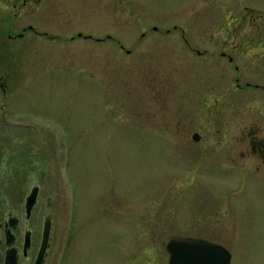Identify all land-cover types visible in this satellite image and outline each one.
<instances>
[{"label": "rangeland", "instance_id": "1", "mask_svg": "<svg viewBox=\"0 0 264 264\" xmlns=\"http://www.w3.org/2000/svg\"><path fill=\"white\" fill-rule=\"evenodd\" d=\"M4 17L0 201L51 198L49 264L67 245L71 264H169L175 234L264 264V167L224 155L229 136H264V91L246 87L264 85V0H45ZM26 24L47 35L9 37Z\"/></svg>", "mask_w": 264, "mask_h": 264}, {"label": "flooded vegetation", "instance_id": "2", "mask_svg": "<svg viewBox=\"0 0 264 264\" xmlns=\"http://www.w3.org/2000/svg\"><path fill=\"white\" fill-rule=\"evenodd\" d=\"M44 1L45 0H0V11L3 13L5 12L9 19L16 22L23 16L40 10ZM5 19V17L0 19V22ZM31 32L40 36L47 35L37 31V29L31 26V24H26L21 26V29L17 32V34H9V37H24ZM80 37L89 38V36L85 35H80ZM198 53L201 54L200 51H198ZM221 54L223 55V58L228 59L231 65L234 64V56L226 54L225 52H222ZM234 69L236 72H239L238 66H235ZM240 80L241 79L237 77L236 84L238 89H243L240 87ZM246 87L253 88L255 91H260V93L261 91H264V85L260 83L252 85L250 82H247ZM193 135L194 134H192V138ZM197 135L199 136L197 143H201L202 136L200 134ZM234 144L235 139L229 136L228 146L225 147L226 149L224 152L226 160L232 161V163L236 166H247L249 168L256 166L258 171H260L261 167H264V136L251 134L248 138V146H244L242 148L235 147ZM239 160H242V164L240 165L237 162ZM29 195H27L24 200H21V196L18 195L13 201H8L12 210H9L7 214H5V210L8 208V204L6 205V202L3 200L0 201V264H36L43 248L44 232L47 223L50 225L51 233L49 244L46 251H44L45 256L43 264H49L53 250L54 231L57 223L55 215L58 214V209H56L51 198H47L46 203H44L39 193L31 213H28L27 199ZM208 241L221 245L220 243L211 240ZM76 250L77 249L67 245V248L64 250L65 264H71V261H73L71 258L74 256V251ZM79 264H81V261H79Z\"/></svg>", "mask_w": 264, "mask_h": 264}, {"label": "water", "instance_id": "3", "mask_svg": "<svg viewBox=\"0 0 264 264\" xmlns=\"http://www.w3.org/2000/svg\"><path fill=\"white\" fill-rule=\"evenodd\" d=\"M0 87L6 92V86L0 83ZM195 141L199 140V136L193 135ZM40 188L34 187L27 199V210L31 213ZM50 225L46 224L43 240V248L36 264H43L44 251L49 244ZM169 253V264H231V253L225 247L215 244L203 238L192 236L173 235L167 244Z\"/></svg>", "mask_w": 264, "mask_h": 264}, {"label": "bare ground", "instance_id": "4", "mask_svg": "<svg viewBox=\"0 0 264 264\" xmlns=\"http://www.w3.org/2000/svg\"><path fill=\"white\" fill-rule=\"evenodd\" d=\"M169 254V253H168Z\"/></svg>", "mask_w": 264, "mask_h": 264}]
</instances>
